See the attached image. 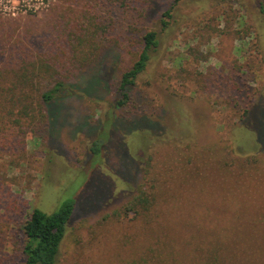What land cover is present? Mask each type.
Instances as JSON below:
<instances>
[{
	"label": "rangeland",
	"instance_id": "1",
	"mask_svg": "<svg viewBox=\"0 0 264 264\" xmlns=\"http://www.w3.org/2000/svg\"><path fill=\"white\" fill-rule=\"evenodd\" d=\"M57 15L98 32L100 55L68 81L86 77L91 94L65 91L53 132L0 127V264H24L35 207L74 198L56 264H205L212 250L222 264H264V0H50L0 12V60L55 48L42 35ZM149 30L159 44L119 106ZM58 46L51 60L65 65L71 44Z\"/></svg>",
	"mask_w": 264,
	"mask_h": 264
},
{
	"label": "trees",
	"instance_id": "2",
	"mask_svg": "<svg viewBox=\"0 0 264 264\" xmlns=\"http://www.w3.org/2000/svg\"><path fill=\"white\" fill-rule=\"evenodd\" d=\"M169 12H166V15ZM78 22L71 24L72 29L65 28L66 23L62 22L59 15L55 16V22L50 33L42 35L47 42L50 40L56 45L51 50L32 51L27 46L21 45L18 51L27 55L19 62H2L0 60V127L10 124L18 125L22 128L25 121L29 124H45L53 132L58 125L57 111L61 110L60 100L66 91L69 94L78 93L90 95L85 86L86 77L82 78L80 84L74 85L70 81L77 71L89 66L100 55V46L94 38L99 34L82 33L77 27ZM168 22L163 20V26ZM66 39L71 44L68 62H57L51 60L59 48L58 41ZM120 39V38H119ZM143 44L137 58L131 67L125 70L120 78L118 88L119 94L124 98L118 101L121 106L130 97L129 89L135 84L138 76L143 73L151 58L152 52L159 44V33L156 30L146 32L141 40ZM37 47V45H35ZM97 47V48H96ZM6 49L11 50L9 46ZM58 48V49H57ZM99 71L100 78L103 79L107 73ZM53 79L54 86L46 91H42L44 81ZM61 97V98H60ZM250 111H248L249 115ZM143 118L134 120L137 122ZM146 121V120H144ZM115 126L118 121H110ZM87 126V122L84 123ZM128 134V131H126ZM101 142H94V152L100 154ZM121 150L125 143L121 144ZM123 153V152H122ZM128 157V154H125ZM128 165L130 158H128ZM125 173V171H124ZM122 173L123 177L129 178ZM131 173V172H130ZM139 200L145 207L150 203L147 196L141 194ZM77 198L64 200L57 209L52 212H45L35 207L30 217L23 224L25 243L23 253L25 255L24 264H56L62 242L65 238L67 227L76 212ZM205 264H222V256L216 250H212Z\"/></svg>",
	"mask_w": 264,
	"mask_h": 264
},
{
	"label": "built area",
	"instance_id": "3",
	"mask_svg": "<svg viewBox=\"0 0 264 264\" xmlns=\"http://www.w3.org/2000/svg\"><path fill=\"white\" fill-rule=\"evenodd\" d=\"M50 0H0V12L15 15L47 6Z\"/></svg>",
	"mask_w": 264,
	"mask_h": 264
}]
</instances>
